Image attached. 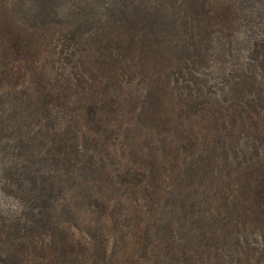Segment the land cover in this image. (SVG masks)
<instances>
[{
  "label": "trees",
  "instance_id": "1",
  "mask_svg": "<svg viewBox=\"0 0 264 264\" xmlns=\"http://www.w3.org/2000/svg\"><path fill=\"white\" fill-rule=\"evenodd\" d=\"M58 2L59 0H38V4L35 3L34 6L35 13L29 17V23L23 26L24 33L22 35L15 34L14 39L5 38L7 43L2 46H5L7 54L0 53V83L15 76L19 78L17 73L20 71L21 65L25 67L29 63L28 70L25 69L23 73L28 74V77L34 80L35 85L23 88L21 102L22 104L26 102L29 104L39 103L42 110H36L34 107L28 113V117L37 118L39 125L35 128L27 126V141L32 142L37 138V135L45 133L47 141L43 140V134L41 136L44 150L37 156L40 167L41 164H45L50 170L53 168L56 176L63 173L67 175L73 184L69 192L73 202V214L76 215V204L84 205L87 208L84 215L97 217L100 226H103L105 230L107 228V233H104V237L98 241L99 229L94 226L89 228V225L86 224L85 232L80 237L82 244H79V239L74 237L67 246L63 244L65 248L63 251H57L54 254L52 251L56 250H51L50 246L42 240L44 244L39 243V262L36 263L32 260V263L71 264L76 260V255L81 258V254L74 251H82L86 255L96 253L95 251L100 248L102 254H98L101 256L99 264H119L123 258L125 260L131 256L136 258L138 252H143L144 256L152 254L154 246L159 242H162L159 244L160 246L166 245L167 242L163 235L170 234L169 243L177 244L174 235L175 226H167L164 229L161 225L168 223V220L156 218L158 210L161 208V198L156 199V196L148 190L151 187L154 190L158 189L167 193L169 187L171 195L178 190L180 183L169 182L168 184L163 177L156 176L159 170L164 168L168 172L175 173L178 178L181 176L184 181L189 182L188 184H192V182L195 184L196 180L207 179L208 185H205V188L213 196H216L219 190L224 203L226 204L230 199L232 206L230 211L233 220L232 227L229 220L220 214H218V219L209 217V211L212 209L208 208L207 213L205 209H202L203 207H198L195 201H192L187 207L188 212L177 206L175 210L178 212L180 210L183 213L182 218L177 219L182 221L179 229L187 226L188 233L193 232L195 240L198 239L194 250L196 257H190V261L186 264H204L200 257L203 254H206L208 260L212 258V261L214 257H218V264H243L237 257L246 255L254 258V253L258 251V248H260L261 257H263L264 0H183L182 5L187 14H184L183 18L185 31L181 40L167 36L169 29L160 14L167 15L168 10L172 7L165 8L157 0L152 9L147 8L143 3L131 7L127 0H121L118 2L116 13L113 12L108 0H82L76 10L67 8L65 12L59 8ZM98 3L100 4L97 5ZM88 7L97 9L99 14V18L93 24L92 20H89L90 9L88 14L86 11ZM50 16H54L59 21L69 16H77V21L91 27L92 25L96 26L99 29L106 28L109 23L114 22L118 33L116 42L120 46L122 45L121 50L117 51L118 49L115 50L110 45L112 41H107L109 47L105 46L108 52L106 56L100 53L97 48L94 51L91 50L92 52L86 51V49L77 52L75 46L86 44L97 33L91 30L88 40H84L82 36H78L76 40L73 31L55 29L56 33L53 34L49 43L43 46L45 50H50L49 62L53 61L55 65H61L60 70L70 69L67 79H74L76 74L71 69L75 68L78 63L82 64L81 62L87 61L89 64L84 65L89 67V72L93 71L89 73L87 70L81 73L83 76L80 80H76L75 90L72 87L65 90L69 91L68 100L64 98L63 92L51 93L43 83L47 74L42 65L48 57L38 51L40 50L39 46H42L37 45L38 42H30V45H27L22 40L27 35H31L29 34L31 30L36 31V38H40L41 33L45 37L49 35L51 29L54 28L51 22H47ZM39 17H41V22H39ZM0 18L2 19L0 29L11 27L12 20H9L8 16H0ZM118 21L119 24L116 23ZM163 26L165 30L159 31ZM19 27L20 25L16 23V28L19 29ZM240 34L243 36L241 37ZM102 40L104 42V38ZM169 41H175L178 65L182 68V72L185 71L189 76H192V72L196 73L194 68L209 65L214 56L227 55L230 65V70L228 69L227 73L223 68H220L217 61L215 66H212L223 80L221 82V90H224L222 100L216 99L215 96L212 98L209 96L210 99L205 95L201 96L200 88L204 87L202 85V87H197L198 98L196 101H187L190 98L183 100L182 94L179 92L176 97L178 102L174 103L172 100L174 90L165 89L154 78L149 81L150 76L146 77V85L148 91H154L152 97L145 93L132 98L130 95H126L118 78L119 73H115L111 67L110 73H106L104 82L103 77L101 80L90 77V74L92 76L97 71L92 63L102 65L98 61L104 57L109 58L115 65L125 64L128 60L129 69L134 67L132 64L138 60L137 64L144 71V66L139 60L142 57L135 56L137 51L145 57L149 47H157ZM135 44L137 47L133 48ZM110 51H117V54L110 56ZM234 52H237V59ZM7 56L13 58V64L6 65L7 68L3 64L2 67V61H6ZM119 59H122V62ZM20 79L24 84L26 83L23 76ZM183 79L182 76L177 78L176 84ZM195 79L198 78L195 77ZM109 81L116 83L117 89H112L114 84L109 85ZM184 81L187 82V79ZM156 85L161 88L159 89ZM235 93L236 100H234ZM49 106L57 107L60 110L53 113V109L51 110ZM175 109L178 110V113ZM167 111L174 112L180 123L183 121L189 123L188 129L191 131L192 125L204 122L210 123L215 129H221L223 124L230 123L241 132L249 133V139L243 135H241L242 138L240 135L235 136L236 141L244 142L243 145H237L233 158L226 164L227 174L219 175L221 170L219 162L222 159L227 161V153L222 155L213 148L208 150L211 145L202 140L198 141V145L202 146L200 153L210 154L209 156L212 157L210 163L208 161L202 167L197 166L200 161L188 156L195 145L192 144V137L190 141H179L171 146L162 141L164 146L162 154L153 156L158 165L146 162L145 167L148 172L143 169L141 164H131L130 154L139 157L143 163L142 150H137L135 147L141 139L135 140V136L146 139L145 141L149 144L147 148L154 146L152 138H148V135H140V128L137 127L139 119L150 117V119L153 118V121L162 124L165 131H168L167 138L174 137V134L178 132L181 136L183 124L180 127L177 125L173 128L169 127L171 117L166 113ZM110 118H118V120L109 122ZM41 119H44L42 124ZM128 120H132L136 127L134 139L129 137V132H127L130 128H121V125H124ZM92 127H96V131H93ZM226 133H228V145L233 148L231 142L234 132L230 129L226 130ZM67 134H71L72 138H65ZM250 135H253V139H250ZM254 139L259 140V146H256L257 143ZM250 140L252 141L250 142ZM180 149L181 151H179ZM105 154L112 158L111 163H107ZM121 161L124 164L120 165ZM218 180L221 182L217 183ZM147 183H150L148 188ZM163 187L165 190H162ZM43 189L46 193L52 192L53 184L44 185ZM37 192L32 184L28 193L24 194L25 203L28 202V198L35 200L39 196L36 195ZM130 194L132 198H128ZM133 199H136V203ZM177 202L182 201H178L177 198ZM132 203H135L134 206ZM126 206L129 207V210L122 213L123 209L127 208ZM53 207L50 204V210ZM126 213L128 214L124 217ZM38 215L32 212L29 219L25 220L22 229L18 230L21 233L24 232V238L33 231L39 222ZM107 219L109 221L117 219L118 223L109 230ZM223 221L227 222L225 225L229 228L230 239L236 246L233 250L235 260H224L221 255L217 256V243L223 239V236L219 233H209L207 229L214 225L219 228L220 222ZM247 224H250V229L247 228ZM15 226L17 227V224ZM88 228L90 229L89 234ZM161 228H163V233H160ZM15 230L17 229L15 228ZM48 233V227H45L42 237L47 238ZM103 242L105 246H103ZM215 247L214 253L213 248ZM35 249L37 250L36 247ZM47 253L48 256L45 258ZM212 254H214L213 257H211ZM67 255L70 257L69 261ZM9 256L15 257L16 255L12 253ZM22 259L25 258L22 257ZM259 262L255 260V264ZM75 263L78 264V262ZM176 264L182 263L177 259Z\"/></svg>",
  "mask_w": 264,
  "mask_h": 264
},
{
  "label": "rangeland",
  "instance_id": "2",
  "mask_svg": "<svg viewBox=\"0 0 264 264\" xmlns=\"http://www.w3.org/2000/svg\"><path fill=\"white\" fill-rule=\"evenodd\" d=\"M1 1L0 16H8L9 20H12V22H10L11 27L0 29V53L7 54L5 46H2L3 44L7 43L5 38L14 39L15 34L22 35L24 33L25 29L23 26L29 23V17L35 13L34 6L35 3L38 4V0ZM119 1L121 0H108L113 8L114 13H116L117 6H119ZM127 1L131 7H135L139 3H143L146 4L147 8L152 9L155 6L156 0H147V2H145L146 0ZM182 1L183 0H157V2L160 5H163L165 8L172 7L168 10L167 15H160L161 19L168 26L169 33L167 36L175 40H181L185 31V28L183 27V18L184 14L187 13L184 12ZM80 2H82V0H59L57 4L59 8L65 12L67 8L70 10H76V8L79 7ZM171 3H173V6H171ZM99 4L100 3L97 5ZM89 9L91 13L89 20H92L93 24L99 18V14L97 13V9L93 7H88L86 9L87 14L89 13ZM83 15H85V13H83ZM76 18L77 16H69L59 21L54 16H50L47 22H51V25L54 26V28L51 29L49 35L45 37V35L41 33L40 38H36V31L31 30L29 31V34H31L30 36H23L25 39L22 38L23 43L27 45H30V42H38L37 45L42 46H39L40 50L38 51L44 56L48 57V59L45 60L42 65L45 73L47 74L45 75L46 77L43 80V83L51 93L63 92L64 98L66 100H68L69 91L66 92L65 90H68L71 87L73 90H75L74 85L76 84V80H80L83 76L81 73H84L89 69V67L84 64L89 63L87 61L81 62L82 64L78 63L75 68L71 69L76 74L74 75V79H67L66 77H68L70 69L60 70L61 65H55L53 61L49 62L50 50H45L43 46L49 43L53 34L56 33L54 32L55 29L61 31H73L75 33L76 40L78 36H82L84 40H88V37L90 36L89 31L91 30L97 33L96 36L92 37L87 42L85 41L86 44L79 47L75 46L77 52L85 49L86 51H94L97 48L100 53L106 56L108 52L105 46L109 47L107 41H112L110 45L115 50L118 49L117 51H120L122 47V45L120 46V44L116 42V36L118 33L117 26L114 22L109 23L106 28L99 29L96 26L92 25L91 27L88 24L77 21ZM1 21L2 19L0 18V22ZM41 21V17H39V22ZM16 23L20 25L19 29L16 28ZM116 23L119 24V21ZM164 30V26L162 27V30L159 29V31ZM240 36L242 37L243 34H240ZM102 38H104V42ZM137 44H135L133 48H136ZM117 51H110V56L117 54ZM234 53L237 59V52ZM135 56L137 58L142 57L139 60L144 66V71H142L141 67H139V64H137L138 60L135 64H132L134 67L129 69L128 60L125 64L115 65L109 58L104 57L98 61L102 65H98L95 62L92 63L93 67L97 68V71L92 76L90 74V77L97 78L98 80H101L103 77L104 82L106 79V73H110L111 67L115 73H119L118 78L122 84L123 90L126 91V95H130L132 98H134L135 95H144L145 93H148L152 97L154 91H148L146 85V77L150 76L149 81L150 79L153 80L154 78L155 81H159L162 87L165 89L174 90V93H172V100L174 103L178 102L176 97H178L179 92L182 94L181 98L183 100L190 98L187 101H196V98H198L197 87H202V85L204 87L200 88L201 96L205 95L208 98L209 96L211 98L215 96L216 99L222 100L224 90H221V82L223 80L219 76V73L217 74L216 70L212 68V66H215V62L217 61L220 65V68H223L227 73L228 69L230 70V65L228 64L229 59H227V55H220L219 57L214 56L212 62L209 63V65L207 64L201 68H194L196 73L192 72V76L187 75L185 71L182 72V68H180L178 65L175 41L162 43L157 47H149L145 57L139 51H137ZM54 60L59 61L58 59ZM119 61L122 62V59H119ZM108 62L110 63L108 64ZM238 62H240V59H238ZM3 64H5V66L12 65L13 58L7 56L6 61H2V67ZM69 67H71V65H69ZM28 68L29 63L25 65V67L21 65V69L17 73L19 78L15 76L0 83V264H33L32 260H34L33 262L36 263L39 262V243L43 245L44 243L42 240H44V242L50 246L51 250H56L52 251V254L57 251H63L65 249L64 246H67V244H69V242L73 240L74 237L79 239V244H82L80 237L82 236V233L85 232L84 226L86 224L89 225V228L90 226H94L99 229L98 241L104 237V233H107V228L105 230L103 226H100L97 217L93 218L84 215L86 212L85 210H87L84 205L76 204V215L73 214V202L69 193L73 184L67 175L63 173L62 175H57L59 176L57 177L53 171V168L50 170V168L45 164H41L40 167L37 156L44 150L41 144V136L43 134V140L47 141L45 133L42 132L37 135V138L32 142L27 141V126L28 128H35V126L39 125L37 124V118L33 116L28 117V113L31 112L34 107L36 110H42L41 104L39 103L34 102L29 104L26 102L22 104L21 102V98L23 99V95H21L23 88L25 89L26 87H32L35 85L34 80L29 78L28 74L23 73L24 70H28ZM91 72L93 71H90L89 73ZM21 76H23V78L26 80L25 84L23 83L22 79H20ZM181 76L184 77L185 80L187 79V82H185L183 79L176 84L175 80ZM195 77L198 79H195ZM108 84L112 86L114 83L113 81H109ZM157 87L159 89L161 88L160 86ZM112 89H117L116 83ZM253 90L256 91V89ZM234 100H236V93L234 94ZM49 107L51 110L53 109V113H56L60 110L57 109V107ZM175 110L176 113H178V110ZM166 113H168L171 117V125L169 127L173 128L176 127V125L177 127H180V125L183 124L182 128L184 130L182 129L181 136L178 132L174 134V137L167 138L168 131H165V127H163L162 124L158 123L157 121H153V118L150 119V117L139 119L137 121V127L138 129L140 128V135H148V138H152L154 146H151L150 148H147L149 144L147 141H145L146 139L134 135L136 127L133 125L132 120H128L124 125H121V128H130L127 131L129 132V137L133 138L135 136V140L141 139L135 145V147L137 150H142L141 158L143 163L140 158L138 157V159L134 154H130L129 161L132 165L141 164L146 172H148L145 167L146 162H152L153 164L158 165V163L153 159V156L156 154H162V148L164 147L162 141H164V143L168 146H171L179 141H190L192 137V144L195 145H193V149L188 154V156L200 161L197 164L199 167H202L203 164L205 165V163L208 161L210 163L212 156H209L210 154L205 155L203 152L200 153V148L202 146L198 145V141L202 140L206 144H210L211 148H208V150L213 148L218 154L222 153V155H224L227 153V161L222 159V161L220 160L219 162V166L221 168L219 175L224 176L227 174V170L225 169L226 164H228L233 158L237 145H243L244 142L236 141L235 136L237 137V135H240V138H242L241 135H243L245 137L247 136L246 138L249 139V133L245 134L244 132H241V130H239L235 125L230 123L225 125L223 124L221 129H215L210 123L198 122L197 125H192L191 131L188 129L190 124L186 121L180 123L177 120L176 114L174 112L167 111ZM115 119L118 120V118H110L109 122H112ZM40 122L42 124L44 119H41ZM91 129L96 131L97 128L92 127ZM230 129H232L234 132L231 142V144H233V148L229 147L228 145V133L225 134L226 130ZM174 132H176L175 129ZM65 138H72V136L71 134H67ZM250 139H253V135H250ZM251 141L252 140H250V142ZM254 141L257 143L256 146H259V140L254 139ZM179 151H181V149ZM163 154H165V152H163ZM105 160L108 164L112 162V158L107 154H105ZM119 164L122 165L124 163L121 161ZM156 176L163 177L164 181L168 182V184L169 182L180 183L178 190L175 192L172 191V195L169 191V187L167 193H165V191L152 189L149 187L150 183H147L149 192L153 193L156 196V199L161 198V208L158 210L159 213L156 215V218L168 220V223L161 225V227H164V229L167 226H175L176 231L174 235L176 237L177 244L171 245L169 243L170 234L163 235L167 242L166 245L160 246L159 244H162V242H159L156 246H154L152 254H146L144 256L143 252H138L136 254V258L133 256H131V258L127 257L126 260L123 258L119 261V264H176L177 259H179L182 264H186V262L190 261V257H196L194 250L195 245L198 243V239L195 240L193 237V232L188 233L187 226L179 229L182 221L177 219L182 218L183 213L180 212V210L179 212L175 210L178 206V208L187 211V207L192 201H195V204L198 207H203L202 209H205V212L207 213L208 208L212 209L209 211V217L212 219H218V214H220L222 217H226L232 227L233 220L230 215V211L232 210L230 199L225 204L222 193L219 190L217 195L213 196L205 188V185H208L207 179L203 181L196 180L195 184L193 182L192 184H188L189 182L187 180L184 181L181 176L178 178L175 173L168 172L165 168L160 169ZM154 180H156V178H154ZM80 182L82 183L83 181L80 180ZM220 182L221 180L217 181V183ZM50 183L53 184V191L47 193L44 192V185L47 186ZM141 183H143L142 180ZM32 184L38 191L36 195L39 196H37L35 200L28 198V202L25 203L24 194L28 193L32 187ZM162 190H165V187H163ZM83 197L85 198V196ZM176 197L178 198V201L182 202H177ZM128 198H132V195L130 194ZM133 200L134 202L136 201V199ZM135 203H132V205L134 206ZM50 204L54 206L51 210ZM126 207L127 208L123 209L122 213H125L129 210V207ZM32 212L34 214H39L37 216V220H39V222L34 227L33 231H31V233L24 238V232L21 233L18 230L22 229L25 224V220L29 219V215L32 214ZM127 214L128 213H126L124 217ZM107 222L110 230L116 226L118 220L114 219L109 221L107 219ZM211 222L213 221L211 220ZM225 222H220L219 228H216V225H214L213 227H207V229L209 233H219L223 236V239L217 243V250L216 247L213 248L214 253L216 250L217 256L221 255L224 260H235L233 250L236 246L232 244L229 236L230 232L228 233L229 228L227 225H225ZM16 224L17 227L15 226ZM249 225L250 224H247L248 229H250ZM45 227H48L49 230L47 238L42 237L43 229H45ZM15 228L17 230H15ZM89 228L87 230L88 234L90 233ZM160 233H163V228L160 229ZM103 246H105L104 242ZM74 252L80 253L81 258L76 255V260L72 261L71 264H76L75 262H78V264L100 263L101 256L99 255L102 254L100 253V248L99 250L95 251L96 253L86 255L85 253H82V251ZM12 253L16 256L10 257L9 255ZM260 253V248H258V251L254 253V258L247 257L246 255H242V257L239 255L237 258L243 264H255V260L260 261L258 264H264V255L261 257ZM47 256L48 253L46 254L45 258ZM197 256H199V253H197ZM213 256L214 254L211 255V257ZM22 257H24L26 260H23ZM200 257L202 258L204 264H218L219 262L218 257H214L213 261L212 258L208 260L206 254H203L202 256L200 255ZM67 260H70L69 255H67Z\"/></svg>",
  "mask_w": 264,
  "mask_h": 264
}]
</instances>
